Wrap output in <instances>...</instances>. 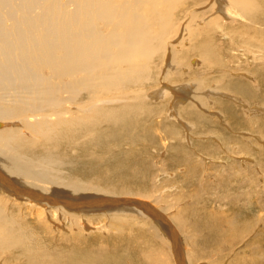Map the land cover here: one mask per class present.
Wrapping results in <instances>:
<instances>
[{
  "label": "bare ground",
  "instance_id": "1",
  "mask_svg": "<svg viewBox=\"0 0 264 264\" xmlns=\"http://www.w3.org/2000/svg\"><path fill=\"white\" fill-rule=\"evenodd\" d=\"M181 25V36L175 39ZM217 33L225 46H235L231 52L228 46L227 51L222 49L220 42L214 44ZM230 64L236 71L228 68ZM232 72L239 78H228ZM211 74L217 77L209 82ZM240 74L258 84L254 86ZM170 92L174 95L170 106L154 104ZM218 94L233 102L222 101ZM258 100L263 106L264 0H0V264L21 258L25 264H109L111 250L122 253L110 264H128V258L136 264L133 249L126 243L139 242V249L152 255L155 242L165 247L157 228L173 230L171 218L181 221L183 228L191 227L190 239L196 240L199 228L205 227L207 235L200 241H207V246L212 241L225 244L221 232L236 233V226L244 221L234 216L224 226L207 217L199 223L193 218L192 223L188 212L180 210L186 201L175 203L169 218L155 204L134 197L149 199L155 188L151 181L159 183L161 176H173L164 169L170 158L157 166L161 171L157 175L145 160L148 144L158 136L155 127L163 133L159 135L162 140L175 141L171 152L176 157L186 153L181 143L186 137L191 147L195 144L194 150L200 146V155L203 147L196 138H201L205 128L224 122L232 133L243 136L219 141L225 136L219 131L207 134L219 141V154L208 155L204 149L201 163L214 167L222 164L215 161L222 152L231 157L243 150L254 157L258 169L264 167V158L250 150L259 151V146L244 137L251 135L264 145V117L254 112L253 117L243 118ZM197 104L211 116L216 111L211 108H216L221 120L200 114ZM229 104L248 110L239 115ZM156 114L161 121L154 120ZM254 121H259L258 127ZM165 122L172 125L163 128ZM175 122L187 129L186 137L180 136ZM241 124L244 131H239ZM190 132L198 136L191 142ZM260 151L256 153L263 155ZM246 160L241 157L240 162ZM231 166L226 184L243 173ZM245 180L240 187L249 191L253 181ZM99 192L108 196L100 200ZM158 196L153 202L164 199ZM243 199L249 210L259 202L251 195ZM234 200L228 201L231 206ZM99 209L110 211L99 212L108 223L104 230L102 226L94 230L118 236L113 244L101 245L104 257H84L85 248L69 245L68 240L81 241V245L95 240L83 233L84 229L91 234L93 227L81 229L78 219L86 216L90 221L99 213L89 211ZM46 216L66 219L68 233L61 228L64 224ZM242 216L246 222L250 219L246 213ZM173 232L165 234L172 241L175 263L192 264L193 256L184 247V258ZM54 233L65 238L64 247L73 249L58 251L57 245H49Z\"/></svg>",
  "mask_w": 264,
  "mask_h": 264
},
{
  "label": "rangeland",
  "instance_id": "2",
  "mask_svg": "<svg viewBox=\"0 0 264 264\" xmlns=\"http://www.w3.org/2000/svg\"><path fill=\"white\" fill-rule=\"evenodd\" d=\"M182 28H183V26L181 25V27H179L177 29V31H176L177 35L174 37L175 39L178 38L179 36H181V30H183ZM213 39H214L213 40L214 44L217 45V43L220 42L222 45V49L224 48L225 51H227L226 46L229 47L230 52L235 48V46L231 47V46H229V44L225 46V44L223 43V41L221 39L220 33L213 35ZM225 42H228V41L225 40ZM236 53H239V52H236ZM224 58H223V60H224ZM228 68H230V70L232 69V71H236L235 68L231 67V64ZM230 74H231V76H229L228 78L233 77V76L235 78H239L233 72ZM242 75L243 74H240L239 76L244 78L246 81L252 82V80L249 77L246 78ZM215 77H217V76H214V74L209 75L208 76L209 82H211L210 79H212V78L214 81ZM254 83L256 85L258 84V83H256V81L252 82L253 85H254ZM224 84H225V82H223L222 85H224ZM260 84H262V81ZM222 91H225V90H222ZM234 94H236L240 97H243L242 94L239 92L238 93L235 92ZM173 96L174 95L170 92V93H168L167 96H165V99L164 98H161V99L158 98L160 100L158 101V103H154V104H159V105L164 104L165 106L168 107L171 104V100H172ZM223 97L224 96H222V95L218 96V98L222 99V101L233 102V100L231 98H228V97L223 98ZM185 102H186V100H185ZM258 102L261 104L260 100H258ZM258 102L255 101V103L250 104L252 106V111H248L247 114L245 113L243 115V118H245L246 116L253 117L252 114H254V112H258V117H261V116L264 117V108H263L264 105L262 106V104L260 105ZM235 104L238 105V103H235ZM164 105L161 108H163ZM197 105H198V107L196 109H198V112L200 114L203 113L204 115H210L206 112L207 109L203 110L199 106V104H197ZM254 105H256V107L253 108ZM229 106L233 110L236 108L235 110L240 112V113H238L239 115L241 113H244L243 109H245V108L238 107V106H235L233 104H229ZM249 108H251V107H249ZM211 109L214 111L216 110L217 112L216 111L212 112V114L213 115L215 114L216 117L213 115L212 116L210 115V117L212 119L217 118L215 120L220 121L221 117H220V115H218L219 114L218 110L216 108H213V107ZM255 109H259V110H255ZM247 110L248 109H245V111H247ZM165 111L167 112V110L163 111L164 115H165V113H164ZM159 116H160V114H156V116L154 117V120L161 121L162 118H160ZM254 118H256V117H254ZM257 120H258V118H257ZM252 123H254L253 124V125H255L254 127H258L259 121H254ZM175 124L180 130V134H181L180 136L186 137L187 133L189 134V132H186L187 129H185L184 126H182L180 122H177V123L175 122ZM223 124H225V123L223 122L221 124V122H220L218 125H216L214 127L205 128L203 133H201V135H202L201 138L198 136H195L192 132H190V135H192V136L190 137L189 142H191V139L193 137L194 138L198 137L196 139H200V140H198V141L196 140L195 142L197 144L198 143L202 144L201 147H203V151H201L200 155H199V153H197V152L199 151L198 148L200 146L198 148L196 147L194 150L195 144L193 147H191L190 146L191 144L187 142V137H186V139H183L181 141V143L184 146L183 148H185L188 152L187 151H186V153L183 152L184 154L183 153L181 155L179 154V156H176V157L171 152V147L172 146L174 147L175 141L173 139L162 140L159 137V135L160 134L162 135L163 133L159 132L158 129H156V127H155L154 133H155V135H158V136H157V138L154 139L153 143H149V144L146 143V144H148V149H147V153L144 155V157H146L145 160L149 161L148 163L150 164V167H152V172L154 174L156 173V175H157V173L158 174L161 173L160 170H157V169H159L158 167H160L158 165H161V166L164 165V164H162L163 161L164 160L166 161V159L170 158V159H168V162L166 163L169 166L165 165V168L164 167L163 168L165 169L166 172L172 173L173 176H170V175L169 176H161L159 179L160 180L159 183L158 182L155 183V181H154V183H152L153 181H151V186H152V184H155V188H153L154 196L159 195L158 197H160V198L164 197V199H160L159 202H153V200L155 198L154 196H150L149 199L148 198L143 199L141 197H134V198H139L140 200H145V201L148 200L147 202L152 203L153 205L155 204L156 208H158L159 210L161 209L160 210L161 213L164 215H167L169 218L171 217V215H173V212H174L175 207H176L175 203L179 204V203L186 201L187 203L180 206V208H181L180 210H182V212L185 214L188 212L187 213L188 216L189 217L191 216L190 218H192V219L195 218L196 222H198V223L209 218L208 220H210V222H213V223L215 222L216 224L217 223L221 224L222 222H224V226H226V223L230 219L234 218V216H235L236 218H238L237 220H239V222L244 221L245 224L241 223V224L237 225L236 227L238 228V231L236 233L234 230H233L234 232L227 231V230H224L225 232H221V235H219V236H221L220 240H222V242H224L225 244H222L219 246L218 242H217L218 244H216L215 242L212 241L210 243L208 242V246H207V244H206L207 241L205 244H204V241H200V239L202 237H204V235H207V234H205L206 233L205 227H200L199 230L197 229L198 231L201 232L200 233L201 235L198 234L199 237L196 240H193L192 238L191 239L189 238V236H191L189 228L191 229V227H187L188 229L183 228L184 226L180 223L181 221L178 222V220H175L174 218H171V220L168 219L170 226L173 228V230L169 229V230L164 231V229L161 230V228H157V230L158 229L160 230V231L159 230L158 231L160 232L161 236L163 238H165V243L167 246L161 245L163 247L165 246L164 248H161V247H159L160 244H157V242H155L157 245L154 244L155 247L153 246L154 250L152 249V251H154V252L151 253L152 255L149 254V251L147 249L140 250L139 249L140 248L139 242L137 243L136 241L131 240V241H129V244L126 243V245H130V246H128L129 250L133 249L132 256H133V259L136 261V264L141 263L140 259H143L144 264H176L173 250H171V248L173 246L172 241L169 239V236L166 235L168 231L170 233H172L174 231L173 233H174L175 238L177 239L178 249L180 247L179 245H181L183 247L184 258H186L185 249H187L188 256L190 254H191V256H193L194 259H193L192 264H234V263L235 264H243V263H245V264L249 263L250 264V262H252V261L255 262V264H264V207H263L264 206V174H262L264 172V167H261V168L259 167V169H258V167H256L254 165V161L252 160L254 157L251 158L252 155L248 156V155L243 154L244 153L243 150L239 151L237 153L234 152L231 157L230 156L226 157V155L222 152L220 155L221 157L217 158L215 160L216 162H219L222 164H220V165L216 164L214 166L216 168L210 167L211 163H209V164H202L201 163V159H202L201 153H203L205 150H206V152H204V153H208V155H217V154H219V152H217L219 150V147H220V145L218 143L219 141H221V140L228 141L230 137L233 139L234 137L238 138V136H243V135L239 134V132H237V133L233 132L232 133V131L229 130V128L226 125H223ZM171 125L172 124L170 122H165V124L163 125L164 126L163 128H167ZM243 126L244 125L241 124V130H239V131L245 130V128L243 130ZM207 130H208V133H207ZM216 131H219L221 134L225 135L224 138H221L218 141L216 138H210V136H212V135H210V136L207 135V134L216 133ZM263 133H264V131L262 132V134ZM244 137L248 138L249 142H251L253 144L255 143L257 146H259L257 148H259L261 150V151L260 150L259 151L262 152L263 155H260L261 153L260 154L256 153L259 151H258V149L256 150L253 147H250V150L256 156H260V159H263L264 158V148H263L264 145H262V140L260 141V139H258V138L256 139L255 137H253L251 135H245ZM244 141L245 140H242V142H244ZM248 145H249V143H248ZM207 147H209L208 150H207ZM233 157H234V159H233ZM241 157H247V160L245 161L244 164L240 162ZM170 160H172V161H170ZM183 160H187L188 164L193 166V171L191 169H190L191 171L186 169V164L184 163L185 161H183ZM174 161L177 162L178 164L179 163L180 164L179 165L177 163L175 164ZM178 161H180V162H178ZM263 161H264V159H263ZM205 162H209V160H206ZM195 163L199 164V165H195ZM153 165L156 166V169L154 171H153ZM201 165L205 168L203 169V167ZM231 165H235L237 167H240L241 171L243 170V173L241 175H238L237 178H232L230 183L226 184V179H227L226 175H227V173L232 172L231 169H233V167ZM263 165H264V163H263ZM181 166H182V168H181ZM177 168H180V169L178 170ZM247 169H252V170L247 171ZM244 179H247L245 181H249L250 179L253 181V182H251V184L253 183L251 190L249 188V191H246L244 189L245 187L244 188L240 187L242 185V182ZM169 186H174V189H168ZM164 190H165V192H164ZM167 191H169V192H167ZM155 193H157V194H155ZM89 194H91V193H89ZM96 194L99 195L98 197L100 200H101V197L103 198L104 196H108L105 193H100V192L96 193ZM250 195L259 199L258 200L259 202H257L256 205H254L255 208L252 210L246 209V207H245L246 205L244 203L245 201L244 202L242 201V200H244L243 198H246ZM109 197L114 198V196H109ZM123 197H130V195H123ZM232 197L234 199H236V200H234L236 203L233 206H231L228 202L230 200V198L232 199ZM238 197H239V199H238ZM158 203H159V205H158ZM106 204H103V206H105ZM260 204L263 207V209H261L262 211L257 208V206H259ZM174 205H175V207H174ZM73 210L78 211L79 209H73ZM101 211L110 212L107 209H103V210L99 209V210H95L92 212L89 211V212L90 213H99ZM164 211H165V213H164ZM84 212H86V211H84ZM196 213H197V215L199 214L198 217H197ZM238 213H240L239 216H237ZM244 213H246L247 216L250 217V219L247 222H246L245 217H243V216L241 217V215H243ZM185 214H183L182 216H185ZM193 215L195 217H193ZM90 216H92V215H90ZM95 216L96 217L91 219L90 221H88L86 219V216L79 217V219H78V225H82L81 229H83V227L86 225L93 227V231L91 232V234H87L86 233L87 231H85L84 229H83V233L86 235H89V236L96 237L95 240H93V241L90 240L86 245H81V241L75 240V242H72L71 240H68V238H66L70 242L69 245H72L75 247L85 248L84 257L94 258L96 255H99V254L102 255L100 249L104 245L106 246V245L113 244V239L116 236H118V235H109V233L102 234V231H95L94 230L95 227H101L102 226V229H103L104 227H106V225H107L106 223H108V220H106V218H107L106 215H100V213H99L98 215H95ZM178 216L181 217V213ZM186 217H187V215H186ZM190 218L188 219V221L191 220L192 223H195L194 219L192 220ZM198 218H201V219L203 218V219L198 220ZM46 219L47 220L51 219V222H55L56 224H60V225L64 224V225H61V228L64 229V232L67 231L66 227H65L67 225L66 224L67 220L64 219L63 217L61 220H56V219L50 218V217L48 219V216H46ZM82 219H83V221H82ZM149 219L151 220L150 222L154 223V220H152V218L149 217ZM179 225H181V226H179ZM248 226H249V228H248ZM84 228L87 229V227H84ZM115 228L118 229L119 227L116 226ZM227 228L228 227H224V228H222V230L227 229ZM177 232L180 233L181 236ZM66 233H68V232H66ZM54 234H57V233H54ZM195 234H197V231ZM89 239H91V238H89ZM178 241L179 242L181 241L182 243L181 242L179 243ZM48 242H49L48 244L51 246H52V244L57 245L56 247L57 248L59 247L58 251L66 250L67 247H69L70 249H73L72 246L71 247L70 246L64 247L65 245L63 246L62 242L65 243V238L60 237L58 234L55 235V239H51V240L48 239ZM226 243H227V245H226ZM101 245H103V246H101ZM126 245H124V244L121 245V246H125V247H122V249H125ZM184 247H185V249H184ZM198 248L203 249L202 250L203 252L201 253V250L197 251ZM156 250H158V251H156ZM110 252H111L110 254L107 253V255L109 256L107 258L109 264L115 258H118V256H120L122 253L119 250H111ZM193 253H195L196 255H194ZM102 256L104 257V255H102ZM23 259L24 258L15 260L11 264H17V263L18 264H25L26 261H25V259L24 260ZM154 260H156L155 263L153 262ZM127 263L131 264V262L129 261V258L127 259Z\"/></svg>",
  "mask_w": 264,
  "mask_h": 264
}]
</instances>
